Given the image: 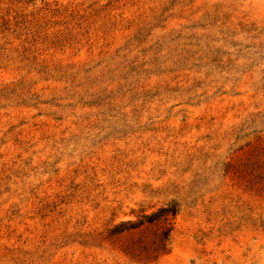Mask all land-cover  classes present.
Instances as JSON below:
<instances>
[{
    "label": "rangeland",
    "instance_id": "rangeland-1",
    "mask_svg": "<svg viewBox=\"0 0 264 264\" xmlns=\"http://www.w3.org/2000/svg\"><path fill=\"white\" fill-rule=\"evenodd\" d=\"M0 264H264V0H0Z\"/></svg>",
    "mask_w": 264,
    "mask_h": 264
},
{
    "label": "trees",
    "instance_id": "trees-1",
    "mask_svg": "<svg viewBox=\"0 0 264 264\" xmlns=\"http://www.w3.org/2000/svg\"><path fill=\"white\" fill-rule=\"evenodd\" d=\"M178 213L179 207L175 203L162 206L150 214L142 211L135 221L121 222L115 225L109 234L118 236L149 232L150 239L142 244V250L149 258L156 260L160 255L169 251L170 236Z\"/></svg>",
    "mask_w": 264,
    "mask_h": 264
}]
</instances>
